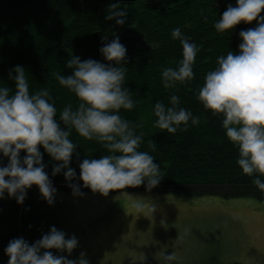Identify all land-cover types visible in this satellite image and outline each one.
<instances>
[{"label": "trees", "instance_id": "16d2710c", "mask_svg": "<svg viewBox=\"0 0 264 264\" xmlns=\"http://www.w3.org/2000/svg\"><path fill=\"white\" fill-rule=\"evenodd\" d=\"M116 2L0 0V87L9 86L14 91L15 83L9 79V72L17 65L23 66L30 94L47 87L55 101L57 122L61 129L67 130L59 120V111L67 104L75 107L78 101L72 92L59 85L55 74H72L65 66L72 56L81 61L109 63L100 48L118 36L127 49L123 86L135 102L132 110L121 109L120 115L142 125L137 129V134L143 133L139 151L148 152L154 163L166 164L167 168L162 171L164 176L158 186L151 191L147 190L145 181L141 186L109 193L148 191L190 198H254L264 202V193L252 183L258 174L249 177L237 164L239 152L226 137L223 116L213 115L197 98L206 74L218 67L217 57L226 56L229 51L239 54L242 43L239 33L255 28L257 22H241L221 34L216 32L214 24L229 4L236 6L237 0H138L119 2L128 11L125 24L119 26L115 20L105 19L108 6ZM261 15L264 16V11ZM177 27L199 48L193 65L195 77L166 89L162 70L177 68L182 59V45L171 36ZM103 36H107V41H102ZM172 95L179 97V107L200 118L199 125L189 121L187 131L181 130L184 127L181 125L175 134L156 128L154 105L161 102L171 106ZM70 139L76 145L69 165L76 173L71 183L79 184L84 193L92 192L79 179V165L84 159H99L108 153L97 141L85 140L74 130ZM149 141L156 145L155 150L149 147ZM39 150L53 187L71 193L63 174L66 169L53 176V166L60 162L54 161L42 146ZM25 156L26 152L21 151V160ZM8 162L9 158L0 153V166ZM259 178L264 180V176ZM42 200L35 185L27 190L23 204L9 198L7 192L0 199V264H8L9 257L4 250L9 241L22 237L31 245L48 233L47 202L43 204ZM51 251L54 254V249Z\"/></svg>", "mask_w": 264, "mask_h": 264}, {"label": "clouds", "instance_id": "9594fccd", "mask_svg": "<svg viewBox=\"0 0 264 264\" xmlns=\"http://www.w3.org/2000/svg\"><path fill=\"white\" fill-rule=\"evenodd\" d=\"M262 11L264 0H237L236 6L229 4L215 22V30L221 34L241 22L250 24L256 21L257 26L239 33L242 39L239 54L229 51L226 56L217 57L218 67L206 74L197 98L213 115L223 116L226 137L239 152L237 164L249 177L258 174L252 183L264 193V180L259 178L264 176ZM127 17L128 11L121 8L117 0L108 6L105 19L115 20L116 25L123 26ZM171 36L182 45V59L177 68L162 70L166 89L194 79L193 65L199 51L179 27L172 30ZM102 41H107V36H103ZM100 52L109 63L92 59L81 61L72 56L65 65L72 74H55L59 85L72 92L78 101L75 107L67 104L59 111V120L67 130L61 129L57 122V108L50 90L45 87L30 94L25 68L17 65L10 70L9 79L14 80L15 90L9 86L0 87V153L9 158L6 166H0V199L5 198L7 192L9 198L23 204L27 190L35 185L48 205L54 204L57 189L45 171L40 146L54 161L60 162L53 166L52 175L66 169L63 174L72 195L84 197L80 185L71 183L76 178L75 170L69 167L76 151V145L70 139L73 130L85 140L97 141L108 153L99 159H84L80 163L79 179L83 181V187L107 196L110 191L138 187L145 181L148 191L158 186L164 176L161 168L148 152L139 151L143 133L137 134V129L142 125L120 115L121 109L132 110L135 106L131 92L123 86L127 49L116 36L111 42L104 43ZM170 104L155 103L156 128L175 134L181 125H184L181 130L187 131L189 121L192 125H199V117L179 107L178 96L172 95ZM149 147L155 150L156 145L149 141ZM21 151L26 152L22 160ZM134 207L141 210L144 205L137 202ZM156 210L155 204L148 209L151 213ZM77 247L75 235L66 238L63 231L52 226L31 245L22 237L15 238L9 241L4 251L9 257L8 264H89L84 252L77 259H68L51 251L67 252L70 256ZM174 259L173 254L165 256L166 261Z\"/></svg>", "mask_w": 264, "mask_h": 264}, {"label": "rangeland", "instance_id": "374dc122", "mask_svg": "<svg viewBox=\"0 0 264 264\" xmlns=\"http://www.w3.org/2000/svg\"><path fill=\"white\" fill-rule=\"evenodd\" d=\"M137 202L144 208H135ZM46 205L48 232L55 226L78 240L70 256L54 249L68 259L84 252L89 264H264V202L254 198L148 191L74 197L57 190L54 204ZM169 254L175 259L166 261Z\"/></svg>", "mask_w": 264, "mask_h": 264}, {"label": "water", "instance_id": "95a60500", "mask_svg": "<svg viewBox=\"0 0 264 264\" xmlns=\"http://www.w3.org/2000/svg\"><path fill=\"white\" fill-rule=\"evenodd\" d=\"M112 1H117V0H112ZM138 0H119V2H136Z\"/></svg>", "mask_w": 264, "mask_h": 264}]
</instances>
